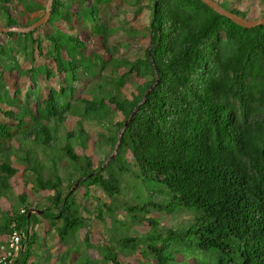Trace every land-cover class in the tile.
<instances>
[{
	"label": "trees",
	"instance_id": "obj_1",
	"mask_svg": "<svg viewBox=\"0 0 264 264\" xmlns=\"http://www.w3.org/2000/svg\"><path fill=\"white\" fill-rule=\"evenodd\" d=\"M11 1L0 0V12L8 14L3 27L24 28L39 18L21 24L9 13ZM17 1L24 12H33L27 6L28 0ZM214 1L246 18L240 8L229 4L225 7L223 0ZM110 3L93 0L86 6L85 0H53L50 17L43 25H49L51 32L35 36L41 26L24 33H2L9 39V47L0 46V60L6 57V49L16 52L31 65L26 73L40 70L49 79L54 75L51 68L44 64L37 69L32 66L42 56L51 59L54 70L64 74L58 88L50 89L45 99L39 102V96L35 98L32 109L28 91L21 100V91L10 94L6 88L5 72L13 68L0 70V200L10 207L7 211L0 209V236L16 229L21 239L20 252L10 264H33L36 230L44 223L50 230L44 234L50 241L58 239L63 247L72 230L80 228L84 234L75 242V260L69 261L68 251L53 254L50 247L41 263H49L54 255L59 263L68 259V264L140 263L137 257L131 261L133 255L126 256L114 247L120 244L127 248L132 238L113 243L107 231L102 229L97 234L89 229L92 216L107 225L110 220L106 216L121 209L113 202L108 204L119 190V181L115 171L106 172L119 156L125 162L127 157L133 160L137 177L165 185L176 207L200 210L186 234L193 236L197 249L216 255L214 262L204 264H264V25L241 27L199 0H147L146 4L134 0L132 8L126 10L133 18L143 8L150 11L145 32L149 45L142 56L115 58L111 53L117 47H107L114 31L99 16L100 6ZM34 7L43 14L44 5L38 2ZM263 14L264 8L258 15ZM84 19L90 23L89 37L98 38L110 54L107 60L101 53H93L91 58L84 55L86 45L72 24ZM57 23L71 34L53 31ZM123 24L126 26V21ZM123 46L126 48L128 43ZM14 69H19L18 63ZM87 77L97 78L94 87L87 97H73L76 85ZM102 79L107 87L115 85L105 95L97 92ZM105 105L121 119L114 117L111 125L101 126L107 133H100V137L113 156L106 164L108 157L94 166L89 154L76 152L69 142L87 148L88 134L83 124L99 125L93 114H99ZM11 107L17 112L6 109ZM71 117L76 118V126L66 131V143L60 148L69 167L57 165L54 173H44L27 145L54 148L58 128L69 125ZM17 136L21 142L14 147L12 141ZM17 163L24 164V185L30 186L38 200L25 191L14 194L11 183L18 172ZM93 189L99 197L105 195L106 201L92 195ZM80 190H84V199H94V212L87 205H78ZM41 191L50 193L40 196ZM135 209L131 206L126 211ZM152 231L155 229L144 232L148 241ZM82 247L87 252L83 261L77 259ZM146 248L156 257V264H193L176 253L166 256L164 247L148 244ZM93 252H97V258L91 256ZM150 253L144 251L140 256L150 261Z\"/></svg>",
	"mask_w": 264,
	"mask_h": 264
},
{
	"label": "rangeland",
	"instance_id": "obj_2",
	"mask_svg": "<svg viewBox=\"0 0 264 264\" xmlns=\"http://www.w3.org/2000/svg\"><path fill=\"white\" fill-rule=\"evenodd\" d=\"M92 1L93 0H85V5H90ZM133 1L134 0H111V3L107 7L101 5L99 8L100 18L114 31L107 42V47H117V51H112V57L117 58L123 56L128 59H134L136 57L142 56L143 50L149 45V40L146 37L145 32L150 22V11L148 8H143L142 11L135 18H133V14H131L130 11L127 12L132 8L131 6L133 5ZM26 2H28L27 6H31L33 12H24L22 4H19L17 0H12L11 3L8 4L10 15L13 18L18 19V21L23 25H26L35 17H40L42 15V12L36 10V7H34L38 2L44 5V7L46 4V0H28ZM146 2L147 0H141L142 4H146ZM221 4H223L225 7H228L227 5L229 4L230 6H236L240 8L241 10L245 11L246 18L248 20L264 18V14L261 17H259L258 15L259 11L264 8V0H223ZM72 10L76 11V6H73ZM83 11L85 13V10ZM7 17L8 14H2L0 12V26L3 27L2 24L3 22H5L3 20H5V18ZM124 21H126V26H124L123 24ZM72 24L73 30L76 31L79 40L83 41L86 45V48L84 50L85 56L91 58V55L93 53H101L103 58H105L106 60L109 58L110 54L108 55L104 51L100 40L98 38L89 37L90 23L86 19L81 20V23L73 22ZM55 26L57 28L55 27L53 31L57 29L59 31L61 30L65 32L67 35L71 34L70 31H67V28L65 30L62 23H57L55 24ZM124 27L125 29H123ZM127 27H130L131 29L127 30ZM45 31H48V33L51 32V27L49 25H45L37 29L34 35H43ZM126 31L127 33L131 32V34L129 36L126 35ZM14 32L20 33L16 31ZM8 40V37L3 35L1 32L0 46L3 45L4 47H9ZM124 43H128V46H126V48L125 46H123ZM43 45L45 48V46L47 45L45 41ZM6 50V57L0 60V70L7 67L13 68L11 72H5L4 82L6 83V88L10 94H13L14 91H21V94H19V98L21 100L28 91L31 95V108L35 109V101L38 100L39 102H41L43 99H45L50 89H57L59 82H61L63 79L64 74L54 70V63L51 59H44L42 56H36L37 59L32 66L37 69L38 66L44 64L45 67L51 68L54 71V75L47 79L46 76L40 72V70L35 71L31 74H29L28 72L26 73V70L31 67L29 61L26 58H22L21 55L16 52H9L8 49ZM17 63L19 64V72L18 70L14 69ZM6 70H8V68ZM96 79L97 78L91 77L83 79L81 83L76 85V90L73 94V97H87V93L90 88L94 87V85L96 84ZM97 87L98 85L95 86V89ZM114 87L115 85L113 84L107 87L105 81L102 79L100 82V88L99 90H97V92L101 93V95H105L108 88L114 89ZM121 91L124 92V94H127L126 90L121 89ZM101 95H98L96 97L97 101H99ZM37 96L39 97L36 100L35 98ZM6 109L17 112V109L13 107ZM110 112L111 109L109 108V105L102 106L99 114H93L94 118L96 117L97 119L96 122L99 125H95L93 122L83 124V128L88 134V138L86 140L87 150L79 147L78 144H76L73 140L69 142L74 146L76 152L80 154H89L94 166H97L100 161L105 160V158L108 157L104 162V164H106V162L111 158V155H113V153L110 154L109 145L103 138L100 137V133H107L106 130L101 126L111 125L114 117L115 120L117 118L118 120L121 119L119 115L117 116L116 114L114 115ZM75 119L76 118L71 117L67 121L70 123L69 125L64 124L58 128V131L56 133V143H54V145L52 144L53 146H55L54 148L27 145V147L30 148L29 152L34 153L36 160L40 162L42 171L44 173H54L55 169H57V165H65L69 167V163L67 162L66 158L61 155L62 152L60 153V148L63 147L66 143V131L73 129L76 126ZM107 136L109 135H106V137ZM20 142V137L17 136L12 141V145L14 147H17L18 143ZM127 158L128 160L127 162H125L123 160V157L119 156L117 160L110 164V169L106 170V172L115 171V177L119 181V190L113 198L108 199V204L110 202H113L116 206L123 209V211L121 209H118L116 213L112 212L111 215L106 216V220H110V223L108 222L107 225L100 224L95 216H92V224L89 229H91L92 232H96L97 234L100 233L102 229L103 232L107 231L110 241L113 243L119 244V241L121 239L132 238V242L127 246V248H122L120 244L119 246L114 244V247L116 246L117 252H122V254L124 255L127 254L126 256L133 255L131 261L135 260V258L137 257V260L140 261V263L138 264H147V262H154L156 264V257L152 255V251L150 253L146 248L148 244L155 245L158 248L164 247V254L166 256L176 253V256L179 255L181 257H186L187 260L189 258V260L192 261L193 264L194 262H196V264L214 262L216 255H213V253L211 252H204L197 249L193 242V236L186 234L187 229L193 225L197 216H199L200 210L194 208L176 207L173 203V198L168 188L160 182L150 179L143 180L142 178L137 177L136 174H138V170L135 167L133 160L131 162V158ZM15 165L18 172L15 174L14 179L11 183L14 194L18 195L22 191H25L28 193L30 198L33 197V199H36L37 195L32 193L30 186L24 185V176H22L24 164L17 163ZM120 166L124 168L123 171L118 170ZM58 170H62V168L59 167ZM58 173L63 178L64 175L60 173V171ZM25 178H29V176L25 175ZM78 192V205H87L90 207V210L94 212V199H84V190H80ZM47 193L49 194L50 192L41 191V193L38 194L40 196H44L47 195ZM91 194H96L101 202L106 201L105 195L99 197L100 193L95 189L92 190ZM38 199L39 197L37 198V200ZM86 200H89L90 202L88 201L86 203ZM131 206L135 207L136 209L132 210L131 212H127L126 210H129V207ZM143 207L145 208L141 209ZM0 209L2 211L9 210V203L5 200H0ZM126 213L127 215H123ZM132 215H134L135 218L132 217ZM151 222L157 224H151ZM47 226L48 225L46 224V226L42 225L40 227H37L36 231L38 237L35 247L33 248L31 262L33 264H44L39 262V260H46V257H48L46 253L49 251L50 247V250L53 254L61 252L64 253L68 251V253H70V256H68L69 261L73 259L75 260V257L78 256V253L75 252L78 249V245L75 242L81 239L82 234H84L83 230H81L80 228L72 230L65 238L66 244H64L66 245V247H63L58 239L50 241L49 237L44 234L46 231H50L49 227ZM152 229H155V231H152L150 240L148 241V239L146 238L147 235L144 234V232H149ZM44 237H46L45 242H43ZM5 241L6 236H0V248L1 246L5 245ZM71 242H73L72 245L67 246ZM144 251L148 255L149 253L151 254L150 261H148L144 256H140L141 254H144ZM86 255L87 252L85 248L82 247L79 250L80 258L77 259H81V261H83ZM95 255L97 256V252H93L91 256L93 258H97ZM39 256L40 259L38 258ZM68 259L66 262L61 261L59 263L54 255L50 262L46 264H68ZM173 262L171 261L170 264H172ZM176 264H183V262H176Z\"/></svg>",
	"mask_w": 264,
	"mask_h": 264
},
{
	"label": "water",
	"instance_id": "obj_3",
	"mask_svg": "<svg viewBox=\"0 0 264 264\" xmlns=\"http://www.w3.org/2000/svg\"><path fill=\"white\" fill-rule=\"evenodd\" d=\"M199 1H201L203 4H205L206 6L211 8L213 11H215L220 16L226 17L227 19H229L230 21H232L233 23H235L241 27L253 28L256 26L264 25V18H257L254 20H248L247 18H243V17H241L235 13H231V12L223 9L214 0H199ZM52 2H53V0H46V4L44 7L43 14L36 21L31 23L27 27H24V28L10 27V28H8V27L0 26V33L1 32L2 33H8L10 31L23 32L24 33V32L32 31L38 27L43 26L48 21V19L50 17V9H51ZM112 156L113 155H111V157ZM78 183H79V180L76 181L74 186H76ZM30 213H31V211H29V213L27 214V217H29Z\"/></svg>",
	"mask_w": 264,
	"mask_h": 264
},
{
	"label": "built area",
	"instance_id": "obj_4",
	"mask_svg": "<svg viewBox=\"0 0 264 264\" xmlns=\"http://www.w3.org/2000/svg\"><path fill=\"white\" fill-rule=\"evenodd\" d=\"M21 239L16 229L6 236L5 245L0 248V264H10L18 256L21 248Z\"/></svg>",
	"mask_w": 264,
	"mask_h": 264
},
{
	"label": "crops",
	"instance_id": "obj_5",
	"mask_svg": "<svg viewBox=\"0 0 264 264\" xmlns=\"http://www.w3.org/2000/svg\"><path fill=\"white\" fill-rule=\"evenodd\" d=\"M89 202H90V201H89ZM43 226H46V223H44Z\"/></svg>",
	"mask_w": 264,
	"mask_h": 264
},
{
	"label": "clouds",
	"instance_id": "obj_6",
	"mask_svg": "<svg viewBox=\"0 0 264 264\" xmlns=\"http://www.w3.org/2000/svg\"><path fill=\"white\" fill-rule=\"evenodd\" d=\"M31 212H32V210H31Z\"/></svg>",
	"mask_w": 264,
	"mask_h": 264
}]
</instances>
